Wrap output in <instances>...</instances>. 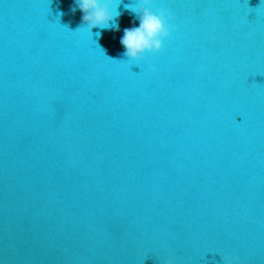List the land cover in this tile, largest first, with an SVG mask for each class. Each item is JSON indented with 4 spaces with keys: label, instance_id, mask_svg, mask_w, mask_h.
I'll return each instance as SVG.
<instances>
[{
    "label": "water",
    "instance_id": "water-1",
    "mask_svg": "<svg viewBox=\"0 0 264 264\" xmlns=\"http://www.w3.org/2000/svg\"><path fill=\"white\" fill-rule=\"evenodd\" d=\"M130 2L0 0V264H264V0H156L135 61Z\"/></svg>",
    "mask_w": 264,
    "mask_h": 264
},
{
    "label": "clouds",
    "instance_id": "clouds-1",
    "mask_svg": "<svg viewBox=\"0 0 264 264\" xmlns=\"http://www.w3.org/2000/svg\"><path fill=\"white\" fill-rule=\"evenodd\" d=\"M155 2L156 0H131L124 5V8L134 14L135 20L138 21V26L125 28L119 40L124 49L123 56L129 60H140L146 54L157 53L164 40L177 28L175 23H170L174 19L170 11L164 7L153 10ZM120 3L121 0H73L72 11L78 9L82 13L81 25L75 32L86 29L91 33L93 28L119 31L117 18L120 12L117 11V6ZM95 35L99 38L101 31H97ZM151 70L156 71V68L152 67ZM163 264H174V262L168 258ZM224 264H238L237 258H225Z\"/></svg>",
    "mask_w": 264,
    "mask_h": 264
}]
</instances>
